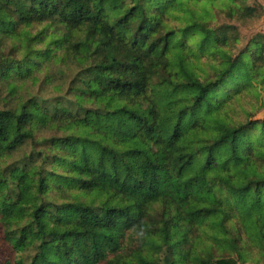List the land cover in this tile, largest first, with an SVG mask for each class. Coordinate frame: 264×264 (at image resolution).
I'll use <instances>...</instances> for the list:
<instances>
[{
    "label": "trees",
    "instance_id": "trees-1",
    "mask_svg": "<svg viewBox=\"0 0 264 264\" xmlns=\"http://www.w3.org/2000/svg\"><path fill=\"white\" fill-rule=\"evenodd\" d=\"M215 1L0 0L8 86L50 58L40 33L4 47L24 28L95 58L51 107L0 109V162L29 147L0 166L2 239L25 254L0 264H264V34L234 53Z\"/></svg>",
    "mask_w": 264,
    "mask_h": 264
},
{
    "label": "rangeland",
    "instance_id": "rangeland-1",
    "mask_svg": "<svg viewBox=\"0 0 264 264\" xmlns=\"http://www.w3.org/2000/svg\"><path fill=\"white\" fill-rule=\"evenodd\" d=\"M246 6L251 7L254 13L251 15H243L236 12L238 15L232 19H229L225 14L219 12V3L217 0L214 2L215 9L214 14L217 15L213 24H229L238 29L237 36L240 37L239 44L236 46L234 53L238 52L244 47L246 42L252 38L255 34H264V0H241ZM58 26H46V25H34L29 28H24L16 37L15 41L6 39L4 47H7L15 43L18 51L17 54L21 55V42L22 39H26L28 35L38 36L40 33L43 35L38 40L33 41V47L43 53H50V58L47 62H43L39 66V70L34 72L31 77L26 78L23 81L15 82L8 86L7 81L0 80V109H15L20 101L27 98H35L39 105H43L47 108L51 107L54 99L58 96L66 94L69 87V82L76 76L78 72L85 69L87 65H91L94 55L79 54L75 55L68 42L64 47L59 48L55 52L52 51L56 47V40L60 37V30ZM40 40V42H38ZM22 43V44H21ZM84 72V71H83ZM45 100L44 103L42 101ZM96 102L86 101L83 106L90 108L95 105ZM254 120H264V108L253 118ZM62 133V130L54 129L44 131L40 137L45 138L51 136V134ZM29 151V147L24 146L19 150H16L13 154L5 158V162L1 163V167H5L13 164L16 160L20 159ZM90 197H84L83 201H90ZM7 250V252L5 251ZM227 253L223 246H217L215 253ZM8 253L12 254V262L22 261L25 254H14L8 249L2 239V231L0 229V262L7 258Z\"/></svg>",
    "mask_w": 264,
    "mask_h": 264
}]
</instances>
